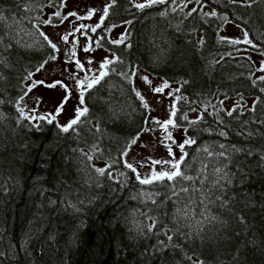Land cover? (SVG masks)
<instances>
[{
    "label": "trees",
    "instance_id": "16d2710c",
    "mask_svg": "<svg viewBox=\"0 0 264 264\" xmlns=\"http://www.w3.org/2000/svg\"><path fill=\"white\" fill-rule=\"evenodd\" d=\"M48 1L0 0V264H264V82L252 58L233 53L243 43L220 38V25L234 21L264 53V0H202L222 17L118 0L110 20L130 21L127 32L122 43L103 40L116 59L68 132L18 108L55 55L27 12ZM134 69L179 84L178 119L200 111L196 123L184 120L195 143L180 171L191 180L141 184L125 166L149 114ZM223 98L242 100L232 116Z\"/></svg>",
    "mask_w": 264,
    "mask_h": 264
},
{
    "label": "rangeland",
    "instance_id": "374dc122",
    "mask_svg": "<svg viewBox=\"0 0 264 264\" xmlns=\"http://www.w3.org/2000/svg\"><path fill=\"white\" fill-rule=\"evenodd\" d=\"M145 0H137L136 3H144ZM106 5L105 0H62L57 4L51 3V0L43 6V12L34 10V7L29 6L27 8L29 20L35 19L34 28L35 33L41 37L47 36L49 40L57 46L58 51L55 50V59L49 58L35 73L32 74L31 78L27 81V92L19 100L18 108L23 110V115L26 117H39L49 116L55 114L59 102L65 97V89L57 84L56 87H48V85L62 81L67 86L71 96L68 102L64 105L63 110L59 115L55 116V121L60 125H67L69 121L75 118L76 108L79 105L80 92L89 89H80L78 81L85 80L86 76L90 80L93 76H98L100 71H107V69H101L100 65L107 59L109 61H115L116 55L113 51H110L103 41H99V47L97 44H93L94 35L90 34L89 29L95 27L100 23L102 17V11ZM183 0H172V9H182L183 12H190L193 8H196L194 0L188 2L186 7L181 8ZM33 8V9H32ZM207 10V6L204 7ZM90 10H94L93 14L89 17ZM59 11L60 16H56L55 13ZM70 13H76V16L69 15ZM79 17H86L84 19H77ZM67 17V19H64ZM51 21V23H46ZM75 24L76 27L74 26ZM81 25L86 26L80 28ZM80 28V31H76ZM87 30V36L83 33ZM124 27H118L111 29L109 33V39L118 41L122 39V33ZM245 30L241 29L237 24L232 22H225L222 29L220 30V38L227 37L230 40L239 39L243 41ZM71 33V35H69ZM74 35L73 38L70 36ZM68 35V42L65 43L61 37ZM80 35V39L83 47L89 44L88 37H91V47L93 50L81 51L80 54L73 55L71 47L75 44L74 38ZM248 39L249 36H248ZM243 43V42H242ZM234 54L247 55L252 58L257 67L264 66V54L257 52L251 48L247 43L239 46ZM76 60L81 61L86 69V75L74 79L72 74L76 73L75 69L72 68V64ZM88 60L92 63L89 64ZM111 64V63H110ZM109 64V65H110ZM108 65V66H109ZM108 68V67H107ZM92 71L94 74H92ZM149 76L146 83L143 77ZM258 75H264V72H259ZM133 86L140 97H143V102L147 104L149 110L148 119L144 130L138 135V139L135 144H130L127 149V155L125 160L131 163L140 174L141 178L150 177L153 172L160 171H171L169 164H152V161H165L173 160V157L169 155L168 147L171 146L172 153L176 160H180L185 155L184 151L181 152L178 147L179 144L190 138L187 134V124L185 123L184 117L177 118L176 115L173 118L178 127L169 126V131L172 133L171 140H164L161 142L166 133L155 121H167L170 116V112L173 110V106L177 108L179 99V84L170 83L163 78L147 73L140 69H134L132 72ZM37 81H43V83H36ZM87 83V81H86ZM167 84L168 87H164ZM95 85V84H94ZM93 85V86H94ZM163 88L160 93L154 92V88ZM217 95L213 97L205 106L211 108L212 105L217 102ZM237 102L241 103L242 100L239 98H223L220 100V105L226 109H231L237 105ZM244 105H249L252 102L251 98L244 100ZM85 107V104L79 105ZM200 116V111L193 110L187 113V120L192 121ZM34 122H38L39 119H32ZM148 129V130H145ZM173 140L175 143H173ZM94 158V157H93ZM96 165L99 168H104L105 163L103 161L95 160Z\"/></svg>",
    "mask_w": 264,
    "mask_h": 264
},
{
    "label": "snow or ice",
    "instance_id": "6c2138e0",
    "mask_svg": "<svg viewBox=\"0 0 264 264\" xmlns=\"http://www.w3.org/2000/svg\"><path fill=\"white\" fill-rule=\"evenodd\" d=\"M201 0H197V3H200ZM232 3H237L238 0H231ZM256 0H248V2L246 4H244L243 6H246V7H251L252 6V3H255ZM116 3V0H112V3L107 5L105 7V9L103 10V15L101 17V20H100V24L96 25L95 27H92L91 28V31L94 33L96 31V28L99 27L101 24H103V20L105 17H107L108 15V9L110 7H112L114 4ZM163 3H167V0H145L144 3H136L134 6L139 9V10H143L144 8L146 7H151L153 6L154 4H163ZM187 6V3L181 5V8L183 7H186ZM175 10V9H173ZM196 9L193 8L189 13L188 15H192L193 12H195ZM94 10H90L89 12V17L93 14ZM162 14H166V13H162ZM56 16H60V12L57 11L55 13ZM69 15H72V16H76L77 14L76 13H70ZM205 15H208V16H216L217 13L215 11H212L210 13H205ZM86 17H79L77 16V19H84ZM64 19H67V17H64ZM225 19H227L225 17ZM46 23H51V21H47ZM127 23H130L127 22ZM86 26L84 25H81L80 28H85ZM80 28H77L76 31H80ZM85 36H87V31H85L83 33ZM71 35V33L69 34ZM244 37L245 39L243 41L239 40V39H235V40H230V42L232 44H239V43H247L249 45H251L252 47H256L255 44H253L252 40L251 39H248V32L245 31L244 32ZM45 39L47 40V36H45ZM61 39L67 43L68 42V35H64L61 37ZM101 39H103V37H101ZM222 40H229V38L227 37H221ZM88 40H89V44L87 46H84L83 47V51L87 52V51H90V50H93L92 47H91V37H88ZM113 43H122L123 42V39L121 40H118V41H112ZM49 44L51 45V47L58 51L57 49V46L52 43L50 40H49ZM97 44V47H99V41L96 42ZM264 54V53H262ZM52 59H55V57H51ZM114 61H109V60H105L101 65V69H107L108 65L110 63H112ZM88 63L91 64L92 61L91 60H88ZM75 64L76 66L81 70V71H85V68H84V64L79 61V60H76L75 61ZM39 71V69H37ZM256 71H259V72H264V66H260L259 68L256 69ZM107 71H100L99 72V75L98 76H93L90 78V80L87 78L86 76V79L85 80H79L78 81V84H79V88L80 89H90L93 87L94 84H97L99 83V81L101 79H103V77L105 75H107ZM143 79L145 80L146 83H150V81H148V78L147 77H143ZM257 80L260 81V82H264V75L262 76H259L257 77ZM87 81V83H86ZM36 83H43V81H37ZM57 84H60L61 87H63L65 89V97L64 99H62L60 102H59V105L56 109V112L55 114H50L49 116H39V117H26L30 120L32 119H39V120H46L47 123H52L53 120L55 119V116L59 115L60 112L63 110V107L64 105L68 102V100L70 99V92L67 88L66 85L63 84L62 81H56L50 85H48V87H56ZM253 84L255 85L256 84V81H253ZM164 87H168L167 84L164 85ZM154 92H157V93H160L163 91V88H160V87H157V88H154L153 89ZM261 92H264V88H261L260 89ZM137 95L139 96L140 94L137 93ZM141 100H143V97H140ZM179 99V98H177ZM84 104V91H81L80 92V97H79V105H83ZM77 106L75 112H76V115H75V118H73L71 121H69V123L67 125H61L60 128H61V131L63 132H68L69 129H71L74 125H76L79 120H80V117L83 116L85 113H87L88 109L87 107H80V106ZM240 104L239 102H237V107H239ZM144 107L147 108V104L145 103L144 104ZM21 115H23V110L21 109ZM236 111V108H233L232 110L228 111L227 112V115L228 116H232L233 115V112ZM249 111H252L254 112L255 111V106H253L252 108L249 109ZM176 115V111H175V108L173 106V110L170 112V116H169V119L167 121H155V123L159 124L160 127L163 129V131L166 133V135L163 137L162 139V143L164 140H171L172 139V133L171 131H169V126L171 125V127L175 128V127H178L179 125H177L174 121V117ZM184 119H187V116L184 117ZM197 121H190V123H196ZM261 123H264V121H261ZM145 130H148V129H145ZM221 136H227V132L221 130L220 133H219ZM248 135H252V133H248ZM139 137L137 136L136 138H134L131 143L132 144H135L137 139ZM173 143H175V141L173 140ZM195 143V140L192 139V138H188L187 140H185L183 143L179 144L178 147L180 148L181 152L184 151V146L185 144L187 145H191V144H194ZM166 147H168V150H169V155L173 157V160L169 161V160H165V161H158V160H154L152 161V164L155 165V164H169L171 166V171H160V172H153V174L150 176V177H145V178H141L140 174L137 172L136 168L133 167V165L131 163H128L127 161H125V166L129 169H131L132 172L136 173V179L141 183V184H152L154 181H163L165 178L168 180V181H172L175 177L177 176H181L183 177V179H187V180H191L192 177L190 176H183V173L180 171V165L181 163L183 162V157H181L180 160H176L175 159V156L174 154L172 153V149H171V146L169 145H165ZM221 148H224L225 145L221 144L220 145ZM207 150V149H205ZM239 150V149H237ZM211 155V153H209ZM123 155H127V152H124ZM186 155V153H185ZM220 155H225L224 153H220ZM89 159H91V157H89ZM108 167H111V165L109 164ZM95 171L103 176L105 174V172L107 171L106 168H97L95 169ZM217 171H220L219 169H217ZM123 175V173L121 174ZM109 176L111 177V173H109ZM183 190H186V189H183ZM154 226V225H153ZM172 237L171 236H168V240L171 241ZM163 243V242H161ZM202 264V262H201Z\"/></svg>",
    "mask_w": 264,
    "mask_h": 264
},
{
    "label": "flooded vegetation",
    "instance_id": "af4514ba",
    "mask_svg": "<svg viewBox=\"0 0 264 264\" xmlns=\"http://www.w3.org/2000/svg\"><path fill=\"white\" fill-rule=\"evenodd\" d=\"M106 1V5L104 6L103 10L105 9V7L109 4L112 3V0H105ZM136 1L137 0H130V2H133L134 4H136ZM191 1V0H183V4L187 3ZM117 2L118 0H116V3L110 7L108 9V15L107 17L104 18L103 20V24H101L99 27L96 28V31L93 33L91 31V29H89V32L90 34L94 35L95 37L93 38V44H96V39L95 38H98L99 41H103L105 39H109V33L111 31V29H114V28H118V27H124V31L122 33V39L123 37L125 36V33L127 32V28H128V24L127 22H119V23H113L111 22L110 18H111V14H112V10L117 6ZM171 2L172 0H167V3H163V4H160V5H163L164 7H168L169 9H171ZM194 2L196 3V11L192 13V15H196V17H213V16H208V15H205V13H210L212 11H215L217 13L216 16H221L223 15V13L221 12H218L214 9V7H210L208 5H205L203 4V1L201 0L200 3H197V0H194ZM155 5V4H154ZM207 6V10L204 9V7ZM198 9V10H197ZM164 12H166V10H164ZM184 16H189L188 15V12H182ZM103 15V11H102V14ZM227 18V16H224V18ZM225 22H229V21H225ZM225 22L220 25V29H222L223 25L225 24ZM230 22L236 24L234 21H231ZM100 24V23H99ZM77 24H75L74 26L76 27ZM219 26V24H218ZM239 26V25H238ZM240 27V26H239ZM241 28V27H240ZM242 29V28H241ZM87 31V30H86ZM73 34L72 36H70L71 38H73ZM101 37H103V39H101ZM74 41H75V44L72 45L71 47V52L73 53L74 56H76V54H80L81 55V51L83 50V45H82V42H81V39H80V35H77L75 38H74ZM114 44H117V43H114ZM109 49V48H108ZM110 51H112L111 49H109ZM72 68L75 69L76 73L72 76L74 79H78L79 77H82V76H85L86 75V69L85 71H81L75 63L72 64ZM85 68V67H84ZM92 74H94V72L92 71ZM96 76V75H95ZM145 77V76H144Z\"/></svg>",
    "mask_w": 264,
    "mask_h": 264
},
{
    "label": "water",
    "instance_id": "95a60500",
    "mask_svg": "<svg viewBox=\"0 0 264 264\" xmlns=\"http://www.w3.org/2000/svg\"><path fill=\"white\" fill-rule=\"evenodd\" d=\"M145 77H147L149 79V76L148 75H145Z\"/></svg>",
    "mask_w": 264,
    "mask_h": 264
}]
</instances>
